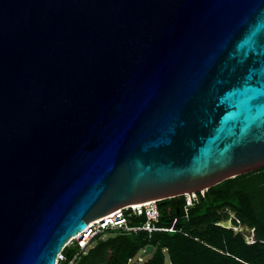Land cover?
I'll return each mask as SVG.
<instances>
[{"label":"water","instance_id":"95a60500","mask_svg":"<svg viewBox=\"0 0 264 264\" xmlns=\"http://www.w3.org/2000/svg\"><path fill=\"white\" fill-rule=\"evenodd\" d=\"M262 168L264 0H0V264Z\"/></svg>","mask_w":264,"mask_h":264},{"label":"trees","instance_id":"16d2710c","mask_svg":"<svg viewBox=\"0 0 264 264\" xmlns=\"http://www.w3.org/2000/svg\"><path fill=\"white\" fill-rule=\"evenodd\" d=\"M196 196L188 207L185 196L157 202L156 226L162 230L150 235L108 231L115 235L105 240L97 235L76 264H126L147 247L153 251L143 264H166V258L168 264H264V168ZM145 219L133 216L130 224L139 226ZM227 220L231 228L222 226ZM237 226L252 230V243L233 229ZM72 247L64 249L66 258Z\"/></svg>","mask_w":264,"mask_h":264},{"label":"built area","instance_id":"2783aa9c","mask_svg":"<svg viewBox=\"0 0 264 264\" xmlns=\"http://www.w3.org/2000/svg\"><path fill=\"white\" fill-rule=\"evenodd\" d=\"M142 215L146 218L142 225L133 226L130 224L131 217H139ZM158 217L159 213L156 208V202L141 207L130 205L120 208L98 220L91 222L87 225L84 231L71 238L57 255L55 264H76L80 256L85 254L92 247V240L94 237L101 234L103 235L107 231H116L124 234L145 232L147 235H150L154 231L162 230L156 226ZM72 246H75L79 252H77L71 259H67L63 254V251L65 248ZM134 258L135 257L129 258L126 264H135ZM144 258L145 257H141L140 255L137 262L142 263Z\"/></svg>","mask_w":264,"mask_h":264},{"label":"rangeland","instance_id":"374dc122","mask_svg":"<svg viewBox=\"0 0 264 264\" xmlns=\"http://www.w3.org/2000/svg\"><path fill=\"white\" fill-rule=\"evenodd\" d=\"M205 191H203V192H200L201 193V195L204 193ZM185 203H186V205H190V204H192L193 203V201H195V200H197V196H196V194H191V195H186L185 196ZM133 206H138V204H134ZM231 218L233 217L232 215L230 216ZM222 226H225L226 228H231V225H230V220H227L226 222H223L222 223ZM236 232H241L242 234H244V239H245V242L247 243V244H249V243H252V230H248V229H246L245 227H243V226H237L236 228H233ZM115 234H109L108 233V231L107 232H105L102 236H101V239L102 240H105V239H107V238H109V237H112V236H114ZM77 252H79L78 251V249L76 248V247H72L71 248V252L67 255V258L68 259H70L71 257H73ZM142 254V252H139L136 256H135V258H134V263L135 264H143L144 262H145V260L149 257V256H146L145 258H144V260L142 261V263L141 262H137V259L140 257V255ZM82 256V255H81ZM166 264H168V260H167V258H166Z\"/></svg>","mask_w":264,"mask_h":264},{"label":"bare ground","instance_id":"6f19581e","mask_svg":"<svg viewBox=\"0 0 264 264\" xmlns=\"http://www.w3.org/2000/svg\"><path fill=\"white\" fill-rule=\"evenodd\" d=\"M151 203H153V201L140 203V204H138V206H135V207H141V206L149 205V204H151Z\"/></svg>","mask_w":264,"mask_h":264}]
</instances>
